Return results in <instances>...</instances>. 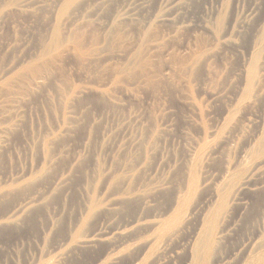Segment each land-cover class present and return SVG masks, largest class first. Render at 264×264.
<instances>
[{
  "label": "rangeland",
  "instance_id": "374dc122",
  "mask_svg": "<svg viewBox=\"0 0 264 264\" xmlns=\"http://www.w3.org/2000/svg\"><path fill=\"white\" fill-rule=\"evenodd\" d=\"M65 2L0 0V264H264V0Z\"/></svg>",
  "mask_w": 264,
  "mask_h": 264
},
{
  "label": "bare ground",
  "instance_id": "6f19581e",
  "mask_svg": "<svg viewBox=\"0 0 264 264\" xmlns=\"http://www.w3.org/2000/svg\"><path fill=\"white\" fill-rule=\"evenodd\" d=\"M78 1L79 0H67V2H65V4L60 8V13H61V16L62 17H64L66 14H68V11H69V9L71 8V6H73V5H75L76 3H78ZM61 4H63V3H61ZM21 7H23V6H21ZM25 7V6H24ZM48 15V14H47ZM61 18V17H60ZM59 18V19H60ZM58 19V20H59ZM57 20V21H58ZM61 21V20H60ZM59 22V21H58ZM58 22H56V23H58ZM62 22V21H61ZM59 24V23H58ZM56 26V25H55ZM60 26V25H59ZM57 27V26H56ZM61 27H59V29H60ZM55 29V28H54ZM57 29H58V27H57ZM59 29L58 30H56V34L55 35H57V36H52V38L53 37H57V38H60L59 37ZM62 30V29H61ZM60 30V31H61ZM53 32H54V30H53ZM62 33V32H61ZM73 35V34H72ZM66 37H68L69 38V36H66ZM51 38V39H52ZM57 38H53L52 40H55V39H57ZM46 39V38H45ZM67 39V38H66ZM58 40V39H57ZM47 41V40H46ZM51 41V40H50ZM59 41V40H58ZM79 41V40H78ZM43 42V41H42ZM60 42V41H59ZM46 43V42H45ZM61 43V42H60ZM59 43V44H60ZM67 43V42H66ZM66 43H65V45H66ZM48 44V43H47ZM53 44V43H52ZM55 44V43H54ZM56 44H58V43H56ZM49 45H51V43L49 42V44L47 45V47L49 46ZM46 46V45H45ZM53 46V45H52ZM54 46H56V45H54ZM62 47V46H61ZM45 48V47H44ZM51 48V51H53V49H52V47H50ZM56 48V47H55ZM54 48V49H55ZM60 48V47H59ZM43 49V48H42ZM45 49H47V48H45ZM44 49V50H45ZM49 49H47V51H48ZM82 50V49H81ZM260 50V49H259ZM83 51V50H82ZM81 51V52H82ZM257 51V50H256ZM255 51V52H256ZM84 52V51H83ZM41 53V52H40ZM45 53H46V51H45ZM47 53H49V52H47ZM251 53V52H250ZM254 53V52H253ZM43 55L42 56H44V53H42ZM83 54V53H82ZM85 54V53H84ZM255 55H257V54H254V56ZM45 57V56H44ZM46 57L48 58V56H47V54H46ZM259 57H260V55H259ZM40 58V57H39ZM38 58V59H39ZM43 58V57H42ZM249 58H250V56H249ZM249 58H248V60H249ZM257 57H255V59L254 58H252L253 60H256L257 61V59H256ZM44 59V58H43ZM46 59V58H45ZM49 59V58H48ZM47 59V60H48ZM247 60V61H248ZM256 61H255V63H256ZM33 62V63H32ZM31 62V64H28L29 66L27 67H24V69H22L23 70V73H22V77L23 78H25L29 73L31 74L32 72H35L37 69H36V67L35 68H33V67H31L30 65H32L33 64V66L35 65L34 63H35V61H32ZM37 62V61H36ZM40 62H42L41 60H40ZM254 62V61H253ZM30 63V62H29ZM45 63V62H44ZM43 63V65H41V63H40V65H41V69L38 71H36V72H39V73H41L42 75H43V73L45 74H47V72H49L47 69H46V65L47 64H44ZM254 63V64H255ZM251 64H253V63H251ZM256 65H259V63H256ZM255 65V67H257ZM254 65H252V67H253ZM17 67H19V66H17ZM23 67V66H22ZM254 67V68H255ZM48 68V67H47ZM252 69V68H251ZM46 70H47V72H46ZM259 70V69H258ZM17 71V70H16ZM15 71V72H16ZM15 72H14V74H15ZM50 73V72H49ZM123 73V72H122ZM248 73V72H247ZM45 74V75H46ZM41 75V76H42ZM44 75V76H45ZM14 76V75H13ZM37 76H39V75H37ZM48 76V75H47ZM17 77H18V75H17ZM30 77V76H29ZM40 77V76H39ZM252 77V76H251ZM19 78V77H18ZM43 78H45V77H42V79ZM22 79V78H21ZM28 79V78H27ZM9 80V79H8ZM7 80V81H8ZM43 80H45V79H43ZM41 81V80H40ZM46 81V80H45ZM21 82V81H20ZM35 82V81H34ZM14 83V82H13ZM15 85L14 86H11V83H8V84H5V86L9 89V90H12L13 91V93L12 94H14V95H18V94H21L22 92H23V90H22V88H21V86L20 85H18V84H16V83H14ZM252 84H253V82H252ZM242 86H244V85H242ZM84 92V91H83ZM23 95V94H22ZM25 95V94H24ZM27 95V94H26ZM78 95V94H77ZM239 98V97H238ZM243 154V153H242ZM241 156V155H240ZM244 157V156H243ZM246 157V156H245ZM247 160V159H246ZM254 171V170H253ZM245 181V180H244ZM220 186V185H219ZM245 186V185H244ZM247 187V186H246ZM190 190V189H189ZM181 194V193H180ZM220 196V195H219ZM222 196V195H221ZM226 196V195H225ZM179 197H180V195H179ZM227 198V197H226ZM175 199H176V197H175ZM221 200V199H220ZM225 200V199H224ZM222 201V200H221ZM179 203V202H178ZM222 203H224V201L222 202ZM220 204V203H219ZM225 205V204H224ZM175 206V205H174ZM208 206H209V204H208ZM99 207V204L97 203V205H94V209H93V211L95 210V208H98ZM210 208V207H209ZM180 209V208H179ZM92 212V211H91ZM177 212V211H176ZM167 215V214H166ZM169 217V216H168ZM204 217V216H203ZM158 218V217H157ZM164 218V217H163ZM180 219V218H179ZM179 219H177V220H179ZM148 221V220H147ZM138 222V221H137ZM162 222V221H161ZM160 222V223H161ZM179 222V221H178ZM183 222V221H182ZM159 223V222H158ZM165 223V222H164ZM171 223V222H170ZM180 223V222H179ZM156 226H158V225H156ZM160 226V225H159ZM173 226V225H172ZM129 227V226H128ZM151 227V226H150ZM155 227V226H154ZM153 227V228H154ZM173 229V228H172ZM181 229V228H180ZM159 230V229H158ZM179 230V229H178ZM169 232V231H168ZM174 232V231H173ZM214 232V231H213ZM170 233H171V231H170ZM177 233V232H176ZM207 233H209V232H207ZM146 234V233H145ZM148 234V233H147ZM168 234V233H167ZM197 234V233H196ZM205 235V234H204ZM148 236V235H147ZM150 236V235H149ZM212 236V235H211ZM261 236V235H260ZM172 237V236H171ZM90 238V237H89ZM213 238V237H212ZM261 238V237H260ZM81 239V238H80ZM210 239V240H209ZM208 239V236L207 235H205L204 237H201L200 238V240L198 241V243H197V245H196V249L200 252L202 249H209V247H211V243H212V240H211V238H209ZM263 239V238H262ZM103 240V239H102ZM138 240V239H137ZM95 241H96V239H91V240H85V241H82V242H79L77 245L79 246V247H82V246H89V245H93L94 243H95ZM139 241V240H138ZM140 243V242H139ZM142 244V243H141ZM260 244V243H259ZM259 244H257V245H259ZM95 245V244H94ZM149 245V244H148ZM264 245V244H263ZM254 247V246H253ZM254 250H255V247H254ZM257 252V251H256ZM255 252V253H256ZM197 256H199V253H198V255ZM197 256H195V257H197ZM104 257V256H103ZM201 259V258H200ZM202 259H203V257H202ZM189 260V259H188ZM263 260V259H262ZM139 261V260H138ZM256 261V260H255ZM201 262V261H200Z\"/></svg>",
  "mask_w": 264,
  "mask_h": 264
}]
</instances>
